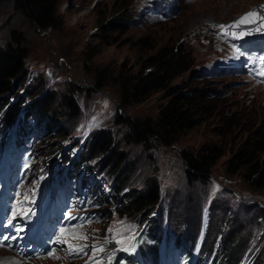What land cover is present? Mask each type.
Instances as JSON below:
<instances>
[{"label":"rangeland","instance_id":"rangeland-1","mask_svg":"<svg viewBox=\"0 0 264 264\" xmlns=\"http://www.w3.org/2000/svg\"><path fill=\"white\" fill-rule=\"evenodd\" d=\"M55 1V28L42 30L17 9V0H0V47L18 36L28 52L24 76L11 86V97L7 93L4 101L8 100L7 107L20 104L21 110L35 99L53 93L62 96L70 90L75 115L63 111L62 98L48 106V119L61 129L60 137H52L60 148L56 159L68 157L66 168L79 152H88L94 134L110 132L114 141L110 148L93 157L88 154L92 160L86 161L92 169L86 171L104 201L97 207L80 204L75 191L66 200L52 196L50 204L40 201V190L52 173L38 143L44 122L28 117L33 128L30 139L37 141L29 160L9 144L13 132L7 135V129L0 130V208H5V214L8 208L14 215L31 210L27 216H32L37 208L58 211L61 217L72 213L54 225L56 248L47 256L20 257L0 249L1 256L11 252L12 264H117L123 254L138 257L135 243L150 227L159 237L165 264L217 262L224 254L223 236L239 237L243 244L234 264L245 258L264 264V189L254 188L240 173H227L224 164L244 138L264 125V37L240 41L219 32L225 23L264 0ZM162 47L179 48L187 55L188 68L172 78L165 90L154 91L139 103L124 102L120 78L134 77L142 67L148 69L145 60ZM100 69H104L105 85L94 90V75ZM168 91L200 98L196 126L174 135L168 147L152 141L146 145L127 142L128 130L117 118L154 119ZM211 143L222 147V156L205 182L189 183L178 152H196ZM13 150L15 158H3ZM119 153L125 160L120 161ZM103 159L111 160L106 168L101 166ZM94 162L99 164L92 168ZM96 171L111 187L109 191L99 184ZM122 177L126 179L123 193L144 195L152 183L157 187L151 208L117 210L122 199L121 193L113 195V184ZM57 182L58 178L51 187ZM73 184L77 183H69ZM204 225L205 250L197 254ZM190 234H196L195 245L177 242Z\"/></svg>","mask_w":264,"mask_h":264},{"label":"trees","instance_id":"trees-1","mask_svg":"<svg viewBox=\"0 0 264 264\" xmlns=\"http://www.w3.org/2000/svg\"><path fill=\"white\" fill-rule=\"evenodd\" d=\"M17 2V9L37 28L42 30L46 28H55V0H17ZM27 53V49L21 44L18 36H14L13 42L6 43L2 48L0 47V130H10L13 122L17 120L14 134L23 136L26 140L30 134L29 130H33L32 127H29L28 117L34 115L37 119V123L41 124L44 122L43 126L38 124L41 126L42 131H45L42 139H40L38 143L40 144L39 146L42 150L43 157L47 158L51 164L56 159L59 152L58 144L54 142V138L52 137L55 135L60 137L61 129L59 130V127H56L57 123H55L54 120L48 119L50 103L52 104L57 97L59 99L62 98L60 102L63 105L62 109L65 112L67 111L70 117L75 115L76 104L73 100L71 91L68 90L65 95L63 94L62 96H57L55 93L51 92L53 93L52 95H46L42 97V100L41 98L35 99L23 106L21 110L20 104H16L15 106L12 105L11 107L6 106L8 105L6 103L8 100L6 99V101H4V96L10 93L9 96L11 97V92L13 90L11 86L21 75L24 76L23 68ZM145 66L148 67V69L142 67L143 70L139 71L134 77L128 76V78H120L124 102L128 103L132 101L139 103L149 96L150 93L165 90L168 82L172 78L181 74L188 68L187 55L183 54L179 48L173 50L162 47L158 49L154 55L145 60ZM103 77L104 69H100L95 73L94 90L105 85ZM168 93L169 91L166 95L168 99L160 107L156 117L152 120H137L124 117L117 118L128 130L127 133H125L127 142L146 145L152 141L160 146L168 147L175 141L174 135L185 130H190L196 126L199 114L197 110L202 108V103L199 101L200 98L198 99L197 95L195 96L188 93ZM200 96L203 98L205 95L201 94ZM3 106L7 108L1 111ZM113 142L112 135L108 131H99L94 134L92 142L87 145L86 151L88 152L84 153L82 151V154L80 152L78 153L77 157L73 160L74 162L66 166L64 173H62V180H73L80 172H83V175L79 178L80 186L84 187L86 183L92 185L90 178L88 182H85L86 176L89 174L86 172L84 173V170L88 169L92 171V169L86 165V161L92 160L89 159V155L93 157L99 153L106 152ZM30 143H32V140H30ZM33 148L34 146L25 150L26 157H31L30 151ZM222 154V147L214 143L205 144L196 152L180 150L178 155L185 167L184 173L186 180L189 183L196 181L205 182L209 178L211 168ZM120 155L122 154L119 153L117 155L120 161L125 160V157ZM68 161V157L64 155L58 157L57 169L54 173L50 174L48 182L53 180L55 175L62 172L64 164L68 163ZM110 162L111 160L106 161V159H103L101 161V166L106 168ZM98 164L99 163L94 162L92 168H95ZM224 164L227 173H240L244 181L254 188L264 189V125H261L259 128L255 129L250 136L248 135L244 138ZM96 172L100 174V172ZM107 172L109 171L107 170ZM124 177H122L120 183L114 182L113 184V195L121 193L122 199L117 210L119 212H127L130 210L138 212L144 211L152 206V202H155L157 199V187L152 183L151 187L144 195H136L137 193L131 195L127 192L123 193L122 186L126 185V179ZM103 185L105 188H108V191L111 189L106 182H103ZM94 186L95 185H92L91 188H95ZM112 198L114 199V196H112ZM195 235L196 234H190L188 236L192 238V241H195ZM206 237L207 230L205 226L204 241ZM142 239L144 242L150 240L159 241V237L153 234V229L150 231V227L145 231V236ZM213 239H215V237ZM240 242L239 237L233 238L230 236H223L222 244L224 247V254L221 255L222 259H218L216 264H234L237 261H234V263L232 262L233 259H235V253L240 251L243 247V244ZM139 246L146 254L154 253V244L147 247L143 244H139ZM199 250H201V252L205 250L204 243L200 246ZM242 264H252V261L245 258L242 260Z\"/></svg>","mask_w":264,"mask_h":264},{"label":"water","instance_id":"water-1","mask_svg":"<svg viewBox=\"0 0 264 264\" xmlns=\"http://www.w3.org/2000/svg\"><path fill=\"white\" fill-rule=\"evenodd\" d=\"M220 32L236 39L264 35V3L253 5L238 14L235 19L225 23Z\"/></svg>","mask_w":264,"mask_h":264},{"label":"bare ground","instance_id":"bare-ground-1","mask_svg":"<svg viewBox=\"0 0 264 264\" xmlns=\"http://www.w3.org/2000/svg\"><path fill=\"white\" fill-rule=\"evenodd\" d=\"M1 249V248H0ZM3 250V249H2ZM10 254H12L11 252H9ZM10 254H6V255H3L1 256L0 254V264H12L11 263V256ZM15 256V255H14ZM17 257V256H16ZM14 264V263H13Z\"/></svg>","mask_w":264,"mask_h":264}]
</instances>
